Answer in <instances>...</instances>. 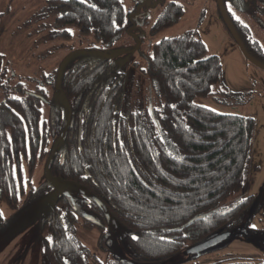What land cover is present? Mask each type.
Here are the masks:
<instances>
[{
	"label": "trees",
	"instance_id": "16d2710c",
	"mask_svg": "<svg viewBox=\"0 0 264 264\" xmlns=\"http://www.w3.org/2000/svg\"><path fill=\"white\" fill-rule=\"evenodd\" d=\"M222 1L248 53L264 64L263 45L228 8L235 0ZM50 2L49 8L59 12L56 26L76 27L101 48L113 47L134 25L123 0ZM184 13L181 3L170 2L150 33L176 24ZM145 55L152 97L162 99L153 114L123 110L127 74L107 58L77 64L63 76L55 70L31 93L20 85L16 95H5L0 102V202L17 213L50 194L51 185L34 184L44 165L49 176L87 192L82 207L92 218L83 219L82 226L98 228L100 248H111L106 229L115 220L129 233L133 263L163 264L187 242L195 246L222 233L237 234L246 222L252 196L222 201L248 180L255 121L195 101L227 92L221 59L196 30L163 38ZM48 88L62 94L66 117L45 118ZM78 222L75 207L60 196L42 223V254L49 264H104L73 234ZM4 224L2 215L0 228ZM112 254L106 264H128Z\"/></svg>",
	"mask_w": 264,
	"mask_h": 264
},
{
	"label": "rangeland",
	"instance_id": "374dc122",
	"mask_svg": "<svg viewBox=\"0 0 264 264\" xmlns=\"http://www.w3.org/2000/svg\"><path fill=\"white\" fill-rule=\"evenodd\" d=\"M172 1L183 5L182 18L156 34L150 33L154 22ZM123 4L134 25L113 47L101 48L93 36L81 37L76 27L56 26L54 21L59 12L49 8L50 0H0V102L7 94L16 95L21 86L31 93L43 76L55 70L63 76L77 64H94L107 58L127 74L123 110L147 109L153 114L152 111L161 107L162 99L152 97L145 75V53L150 45L163 38L180 35L188 29L196 30L209 52L221 59L222 84L227 92L197 97L195 101L220 112L249 116L255 121L248 180L222 204L247 196L253 199L247 220L236 229L237 234L200 252H191L196 245L187 242L180 253L163 264H264V69L243 54L220 17L216 0H123ZM230 5L231 12L249 26L264 47V0H235ZM47 92L49 104L45 106V118L58 119L60 113L66 117L67 103L62 94L50 88ZM59 150L63 154L62 144ZM33 179L35 187L49 184L53 190L17 213L0 202L5 217V224L0 228V264H49L42 254V223L50 218L62 195L68 197L78 214L79 222L73 234L98 259L106 264L114 251L116 257L133 263L129 233L117 221L111 220L106 229L111 247L107 251L98 244V228L82 226L83 219L92 218L82 207L89 197L86 191L49 176L44 165L38 167Z\"/></svg>",
	"mask_w": 264,
	"mask_h": 264
},
{
	"label": "water",
	"instance_id": "95a60500",
	"mask_svg": "<svg viewBox=\"0 0 264 264\" xmlns=\"http://www.w3.org/2000/svg\"><path fill=\"white\" fill-rule=\"evenodd\" d=\"M217 4L221 13V16L229 30V32L231 33V35L233 36V38L235 39V41L237 42V44L239 45L241 51L243 52V54L246 56V58L248 60H250L251 62H253L254 64H256L257 66L261 67L264 69V64H262L261 62H259L258 60H256L252 55H250L247 51V49L245 48V45L243 43V41L241 40V38L239 37V35L237 34L235 28L232 25L231 20L228 18L227 14H226V10L224 8V4L222 0H217ZM66 132H64V134L62 135V137H64ZM56 147V146H55ZM229 236H231V233H222L218 236H215L201 244L196 245L191 252H200L202 250H205L207 248L213 247L215 245H217L218 243H220L221 241H223L224 239L228 238ZM134 264V263H131Z\"/></svg>",
	"mask_w": 264,
	"mask_h": 264
},
{
	"label": "snow or ice",
	"instance_id": "6c2138e0",
	"mask_svg": "<svg viewBox=\"0 0 264 264\" xmlns=\"http://www.w3.org/2000/svg\"><path fill=\"white\" fill-rule=\"evenodd\" d=\"M93 6H94V5H93ZM229 10L231 11V5H230V4H229ZM237 19H239V17H237ZM17 99H18V98H17ZM89 203H91V202H89ZM2 215H3V213L0 212V216H2ZM252 227H255V225H252ZM48 239L51 240L52 238L49 237ZM132 239L136 240V239H138V237H136L135 235H133ZM161 239H164V238L161 237Z\"/></svg>",
	"mask_w": 264,
	"mask_h": 264
},
{
	"label": "flooded vegetation",
	"instance_id": "af4514ba",
	"mask_svg": "<svg viewBox=\"0 0 264 264\" xmlns=\"http://www.w3.org/2000/svg\"><path fill=\"white\" fill-rule=\"evenodd\" d=\"M217 1V0H216ZM218 5V4H217ZM218 10H219V7H218ZM219 12H220V10H219ZM221 14V13H220ZM223 19V18H222ZM226 25V24H225ZM227 27V26H226ZM228 29V28H227ZM237 32V31H236ZM238 34V33H237ZM240 37V36H239ZM235 40V39H234ZM242 40V39H241ZM237 43V42H236ZM244 43V42H243ZM239 46V45H238ZM246 48V47H245ZM264 48V47H263ZM250 54V53H249ZM251 55V54H250ZM256 59V58H255ZM257 60V59H256ZM260 62V61H259ZM64 132H66V130L64 131ZM64 132H63V134H64ZM62 134V135H63ZM65 136V135H64ZM62 138H64V137H62ZM135 264V263H134Z\"/></svg>",
	"mask_w": 264,
	"mask_h": 264
}]
</instances>
